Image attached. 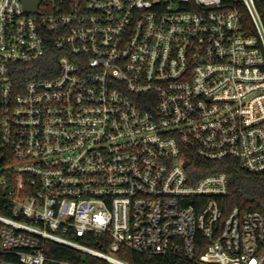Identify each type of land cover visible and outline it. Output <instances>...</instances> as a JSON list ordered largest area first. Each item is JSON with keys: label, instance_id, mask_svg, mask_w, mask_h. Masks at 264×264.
I'll return each mask as SVG.
<instances>
[{"label": "built area", "instance_id": "1", "mask_svg": "<svg viewBox=\"0 0 264 264\" xmlns=\"http://www.w3.org/2000/svg\"><path fill=\"white\" fill-rule=\"evenodd\" d=\"M24 1L0 0V264H264V216L224 218L229 176L186 168L264 172V0Z\"/></svg>", "mask_w": 264, "mask_h": 264}, {"label": "trees", "instance_id": "2", "mask_svg": "<svg viewBox=\"0 0 264 264\" xmlns=\"http://www.w3.org/2000/svg\"><path fill=\"white\" fill-rule=\"evenodd\" d=\"M186 168L193 182L198 181L206 175L218 172H224L229 176L230 194L219 200L224 218L234 208H238L242 215L257 211L264 216V172L252 173L246 171L236 160L229 159L222 162H208L195 155L189 157ZM2 201L0 200L1 203ZM0 213L10 215V213L2 211L1 207ZM76 240L90 248L107 252L104 238L97 239L87 235ZM207 245L208 241L199 235L196 241L197 257L204 252ZM46 255L52 260L66 264H110L88 253L54 242L47 243ZM118 257L130 264H197L180 257L144 255L127 249H122L118 253ZM47 264L60 263L48 262Z\"/></svg>", "mask_w": 264, "mask_h": 264}, {"label": "water", "instance_id": "3", "mask_svg": "<svg viewBox=\"0 0 264 264\" xmlns=\"http://www.w3.org/2000/svg\"><path fill=\"white\" fill-rule=\"evenodd\" d=\"M39 0L24 1V6L27 11H36Z\"/></svg>", "mask_w": 264, "mask_h": 264}]
</instances>
